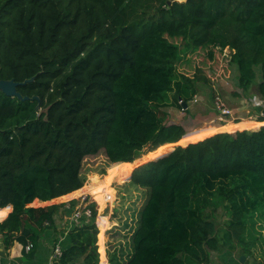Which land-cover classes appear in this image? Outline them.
I'll return each instance as SVG.
<instances>
[{
  "label": "trees",
  "instance_id": "obj_1",
  "mask_svg": "<svg viewBox=\"0 0 264 264\" xmlns=\"http://www.w3.org/2000/svg\"><path fill=\"white\" fill-rule=\"evenodd\" d=\"M168 1L0 0V80L35 78L18 91L39 98L21 101L0 91L5 251L15 242L35 245L55 228L76 200L29 205L87 193L94 186L82 189L83 162L104 152L110 164L131 173L132 185L148 192L129 260L113 255L110 264H211L209 250L237 247L264 264V126L211 134L133 171L128 166L180 144L186 128L166 123L159 109H184L203 85H213L201 67L193 78H180L182 49L175 41L208 50L210 59L214 49H230L235 85L243 94L257 87L264 100V0ZM240 122L235 129L256 124ZM86 209L89 221L84 216L73 227L55 264H100L99 231L109 220L102 214L97 226L96 204ZM219 212L228 220L223 246L214 222Z\"/></svg>",
  "mask_w": 264,
  "mask_h": 264
},
{
  "label": "rangeland",
  "instance_id": "obj_2",
  "mask_svg": "<svg viewBox=\"0 0 264 264\" xmlns=\"http://www.w3.org/2000/svg\"><path fill=\"white\" fill-rule=\"evenodd\" d=\"M175 42L182 49V58L177 65V73L180 78H193L196 67H201L210 76L213 84L211 87L203 85L192 101L187 104V109H179L170 104L159 109L161 117L166 123H178L184 125L186 128L188 136L186 135L185 139L177 145H187L198 141V138H200L199 140H203L211 134L218 133V131L233 132L236 129H241L242 127L236 129L234 127L235 124L233 123L237 119L242 121L241 124L247 126L246 123H252V121L264 117L260 109L261 106L256 104L257 101H261L257 87L253 86L249 92L243 94L242 89L235 85L238 74L234 73L233 66L230 64V49H225L222 52L214 49V59H210L207 54L208 50L191 51L182 40ZM170 99L172 100L171 95ZM180 103H183V101ZM221 125L226 126L219 130L215 129ZM253 125V127H256L257 124ZM200 132H203V134H200ZM188 137H193V140H188ZM174 147H176V144L169 147L164 153H159V150L154 157L147 158L148 155L146 154L147 156L144 155L135 161V164L129 163L128 166L133 171L146 162L169 153ZM83 172L87 176V181L82 189L90 185L94 186V188L88 189L87 193L84 194L75 193L65 196L55 200L54 203H66L76 200L77 202L74 207L67 206L64 209L68 219H70L71 213L79 212L78 215L82 217L81 220L85 216L88 221L90 217L86 216L85 207L90 203H95L98 213L95 219L97 226L102 214L107 215L109 220L107 230L103 229L101 232L99 231L102 238L101 247L99 246L98 239L100 264L103 262L110 264V258L113 255L123 258V262L125 260L128 261V255L131 252V238L138 226L140 211L148 196L147 190L132 185L130 183L131 173L127 176L128 173H126V169L124 170L123 166L117 167L110 164L104 152L85 159L83 162ZM105 205L108 206V209L102 212L101 209ZM42 206H47V204ZM217 214L219 217L214 222L218 231V245H227V243L225 244V239L227 231L226 222L228 220L221 212ZM72 218L73 216L71 220ZM222 238L223 240L221 241L220 239ZM234 243L236 244V240H234ZM240 250L241 248L237 247V250L232 252V254L228 253L227 250L223 254L214 249L209 250L211 264H216L224 254H234L239 259L241 257ZM253 250H256L255 253L260 259L262 256L261 245H256ZM253 260L254 258L250 257L249 259L246 258L244 263H240L245 264L249 261L250 264H254Z\"/></svg>",
  "mask_w": 264,
  "mask_h": 264
},
{
  "label": "crops",
  "instance_id": "obj_3",
  "mask_svg": "<svg viewBox=\"0 0 264 264\" xmlns=\"http://www.w3.org/2000/svg\"><path fill=\"white\" fill-rule=\"evenodd\" d=\"M256 104L261 106V108H260L261 112L264 114V100L263 101L259 100L256 102ZM252 122H258V121L255 120ZM240 123H242V121ZM233 124H235V123H233ZM256 124H258V125H256V127H250V128H246V129H236L233 132L242 131V130H256V129H259L261 126H264V122L256 123ZM225 126L226 125H221L219 127H216L215 129L219 130V129L224 128ZM222 132H228V131H218V133H222ZM233 132H230V133H233ZM216 133H214V134H216ZM200 134H203V132H200ZM187 136H188V134H187ZM190 139L193 140V137H191ZM198 139H200V138H198ZM187 145H180V146H187ZM177 146H179V145H176V147ZM176 147H174V148H176ZM63 197H65V196H63ZM58 199H60V198H58ZM55 200H57V199H54L51 202H47V203L45 202V204H47V205H49V204H51V205L52 204H67L68 205V203L70 202L69 201L66 203H54ZM45 204H42V205H45ZM40 205H29L28 208L40 207ZM11 212H12V210L10 211L9 214H11ZM78 214L71 213V215L69 217L70 219H68L67 215L66 216H60L59 215V217H57L56 227L49 229L47 231H44L41 234L38 242L35 245L32 242H28L27 245H24L23 243H20V242H15L13 247L9 251H5L3 249V246L1 245L0 246V264H7V263H12V264H55L56 261H54V259L52 258L54 248L56 245H59L62 249L67 248L69 246V244H70V231L73 229V227L75 225H79L81 223V221H78L76 219L79 216ZM72 216H73V218L71 220ZM74 218H75V220H74ZM29 244L33 245V247L30 250L27 249ZM231 254H232V252H231ZM239 260L240 259H238L236 257V255H234V254L233 255H224V256L220 257V260L216 264H241Z\"/></svg>",
  "mask_w": 264,
  "mask_h": 264
},
{
  "label": "water",
  "instance_id": "obj_4",
  "mask_svg": "<svg viewBox=\"0 0 264 264\" xmlns=\"http://www.w3.org/2000/svg\"><path fill=\"white\" fill-rule=\"evenodd\" d=\"M186 0H169V4H172L173 2H184ZM35 80V78H31L28 80H25L24 82H17L15 79L12 80H0V91L4 93L6 96L11 98H18L21 101H28V100H36L39 101L38 97H24L21 93L18 91V87L26 85L28 83H32ZM184 109L188 108V105L186 103L183 104ZM246 260L245 256L240 257V262L244 263Z\"/></svg>",
  "mask_w": 264,
  "mask_h": 264
},
{
  "label": "built area",
  "instance_id": "obj_5",
  "mask_svg": "<svg viewBox=\"0 0 264 264\" xmlns=\"http://www.w3.org/2000/svg\"><path fill=\"white\" fill-rule=\"evenodd\" d=\"M223 107H224V104H223ZM225 114H227V113H225ZM78 213H76V214H78ZM85 214H86V216L91 217L90 210L86 209L85 210ZM81 218L82 217L78 216V218H76V219L79 221ZM32 247H33V245L29 244L27 249L30 250ZM62 253H63V249L59 245H56L55 248H54V251H53V255H52V258L54 259V261H58L61 258ZM7 264H12V263H7Z\"/></svg>",
  "mask_w": 264,
  "mask_h": 264
},
{
  "label": "bare ground",
  "instance_id": "obj_6",
  "mask_svg": "<svg viewBox=\"0 0 264 264\" xmlns=\"http://www.w3.org/2000/svg\"><path fill=\"white\" fill-rule=\"evenodd\" d=\"M255 123H258V122H255Z\"/></svg>",
  "mask_w": 264,
  "mask_h": 264
}]
</instances>
